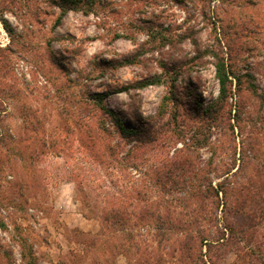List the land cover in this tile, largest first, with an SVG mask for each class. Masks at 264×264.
<instances>
[{
    "label": "rangeland",
    "instance_id": "rangeland-1",
    "mask_svg": "<svg viewBox=\"0 0 264 264\" xmlns=\"http://www.w3.org/2000/svg\"><path fill=\"white\" fill-rule=\"evenodd\" d=\"M0 264H264V0H0Z\"/></svg>",
    "mask_w": 264,
    "mask_h": 264
},
{
    "label": "trees",
    "instance_id": "trees-1",
    "mask_svg": "<svg viewBox=\"0 0 264 264\" xmlns=\"http://www.w3.org/2000/svg\"><path fill=\"white\" fill-rule=\"evenodd\" d=\"M51 2V4H54V0H49ZM89 1V0H87ZM70 3H72V1H69ZM76 3H79V2H75L73 4V6L76 4ZM82 4V3H81ZM209 12V10L206 12V15L207 16V13ZM48 15H51L49 11H47ZM46 12L44 14H47ZM211 15H213V11L211 10L210 11ZM57 22H58V19H57ZM1 23L3 25L4 28H8L7 26V23L5 20H1ZM214 33L216 35V29L214 30ZM189 34V32H187V35ZM159 40V43L160 41H164L165 39H162V38H158ZM195 47H196V55H194V58L192 61L189 62L190 65H188L186 67V69H184V72H186V70H189V66H194V65H198V64H203L204 63V58L208 57L212 60V63L214 65V68H215V75H216V80H217V83H218V89H217V97L215 98V100L210 103L208 106L202 108L201 105H198L200 110H196L195 111V114L194 116H199L203 121H213L216 117L210 115L212 109H213V106L214 107H219L218 108V113H220L221 111H224V107L227 105V99L229 98H232L231 97V86L233 85V82H234V86L236 87L237 85H239V81L240 79L234 75V73L231 71V69L229 68V64H227V61L225 60V57H224V54H223V51H222V47H221V43H220V39L219 38H216L215 37V40L213 41L212 44L210 45H207L203 51H200L199 47L195 44ZM179 67V66H178ZM165 72H167L165 69H164ZM183 70L179 68H177L176 70L172 69L171 70V74L172 75H177V74H180ZM156 81L155 80H151V81H143V82H140L137 84V87H145V86H148V85H152L153 83H155ZM158 82V81H157ZM94 101H97V102H100L102 101V97L100 96H93L92 98ZM163 104V103H162ZM169 102L167 103V100L165 102V105H161L160 107H162V114L163 113H166L167 110L170 109V106L168 105ZM175 105L172 104V108L174 107ZM103 112L105 114H107L108 116H110L111 118L114 117V113L110 110H107V109H104L103 108ZM163 116V115H161ZM220 117H223V116H220ZM114 119V118H113ZM151 121V119H150ZM154 121V118L152 119V122ZM114 129L116 131V133L121 137V138H128L129 136H134V140L136 143H140V144H152V143H157L158 141H165L166 143L168 142V138L170 140V137H168V132L164 133V134H160L159 137H153V134H155L152 130H147L146 131H142V127L143 125L139 124L140 126V129H126L125 126H123L120 122L116 121L114 119ZM145 125V124H144ZM149 129H151V126H148ZM96 132L97 133H100V134H104L105 136H110V132L106 129V128H100V127H97L96 128ZM206 138L203 140L205 141ZM206 142V141H205ZM104 150L105 152L109 153L112 151V147L110 146H107L105 147L104 146ZM130 151L133 155H135V153H138V148L137 146H132L130 148ZM233 176V175H232ZM154 179V177H151V179ZM224 181H227L221 185H218V187L220 186V188H222L223 190L225 191H222V193L224 192V195L226 193V191H230L232 192V188L233 187H230L229 188V185H230V181L224 179ZM226 185V186H225ZM241 190H243L244 188H240ZM225 230H230L229 228V224L227 223L226 224V227L224 228ZM231 231V230H230ZM231 233V232H230Z\"/></svg>",
    "mask_w": 264,
    "mask_h": 264
}]
</instances>
